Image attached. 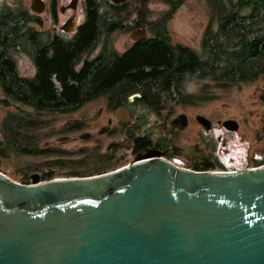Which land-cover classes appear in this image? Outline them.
<instances>
[{
  "label": "water",
  "instance_id": "water-1",
  "mask_svg": "<svg viewBox=\"0 0 264 264\" xmlns=\"http://www.w3.org/2000/svg\"><path fill=\"white\" fill-rule=\"evenodd\" d=\"M30 8L41 14L46 4ZM179 122L187 127L188 117ZM31 180L0 172V264H264V164L197 171L148 154L109 173Z\"/></svg>",
  "mask_w": 264,
  "mask_h": 264
},
{
  "label": "trees",
  "instance_id": "trees-1",
  "mask_svg": "<svg viewBox=\"0 0 264 264\" xmlns=\"http://www.w3.org/2000/svg\"><path fill=\"white\" fill-rule=\"evenodd\" d=\"M152 1L173 8H179L184 2L130 0L116 5L109 0H83L84 6L92 8V11L71 40H50L46 34H37L29 23L38 28L40 18H28L23 11L15 15L10 11L0 20V89L3 94L0 105L4 106L0 109L3 115L0 121V158L45 154L41 144L56 130L53 131L54 119L49 117L67 112L60 107L61 104L78 96L80 87L91 86L93 89L88 91L94 92L119 84L140 88L149 95L154 88L157 93L182 94L181 104L190 105L204 100L205 93H209L206 90L209 84L229 90L260 78L264 81V0H207L211 22L215 24L214 28L209 27L204 32L198 51L179 43L173 44L166 34L168 22L165 17L150 20L148 4ZM130 4L136 6L138 12L135 22L148 27L152 34L156 33L155 38L139 42L127 53L129 58L115 61L114 65L96 61L76 72L75 66L82 55L91 52L98 40L109 39L111 32L127 20L124 18L126 9L117 7ZM56 5L52 1V6ZM100 6L113 8L97 11ZM99 14L104 16L97 18ZM21 52L29 54L35 65L36 74L31 79L19 74L17 55ZM89 70L92 74H88ZM194 79L201 82L200 94H185ZM10 100L31 106L41 113L29 114L14 107ZM59 155L65 157L66 153ZM211 160L204 158L191 165L192 169L213 171L222 168ZM64 162L55 160L49 166L64 169L73 161ZM77 164L79 173L97 175L102 172L98 171L103 166L101 164L96 167L94 162L89 166ZM38 165L36 163L29 171ZM112 168L110 165L107 170ZM87 169L91 172L85 171ZM48 179L53 177L48 176Z\"/></svg>",
  "mask_w": 264,
  "mask_h": 264
},
{
  "label": "flooded vegetation",
  "instance_id": "flooded-vegetation-1",
  "mask_svg": "<svg viewBox=\"0 0 264 264\" xmlns=\"http://www.w3.org/2000/svg\"><path fill=\"white\" fill-rule=\"evenodd\" d=\"M70 5L62 7L57 5L46 6L44 12L49 17L47 19L48 23L41 19L38 28L33 23L35 32L48 35L50 40H71L78 33L80 26L88 20L89 11H92V8L83 6L78 11L79 6L72 8ZM112 8L100 6L96 10L102 12ZM117 9H126V7H117ZM170 10L172 9L170 8ZM68 12L72 15L59 27V16L65 17ZM103 16L99 14L97 18ZM124 18L127 19L126 16ZM76 19H80L78 24L75 23ZM70 29H73L71 34ZM143 30L146 31V37L133 38L140 35ZM166 30L168 31L167 36H170V30L168 28ZM119 33L130 36V41L124 42L121 48L117 45L116 35ZM155 34H152L148 27L140 26L136 22L131 24L125 20L111 32L109 39L103 40L102 38V40H98L96 47L91 52L82 55L79 63L75 66V71L80 72L86 64L90 65L96 61L99 63L104 61L108 62L109 65H114L115 61L129 58L127 53L134 46L141 41L155 38ZM27 56L32 61L33 66L32 77H29L31 79L36 74V68L31 56L29 54ZM89 72L88 74H92L91 70ZM78 89V96L71 100L67 99V102L60 106L62 109L68 110L63 114L70 113L71 118L62 124L61 128L56 129L44 145V148H48L58 155L66 153V155L71 156L70 159L73 162L66 168L69 169L71 176H91L90 173H79L77 163L82 166H89L95 161L93 158L97 157H99L97 163L103 165L98 170L102 171L99 174L106 173L104 171L110 165L113 168H122L148 154L157 159L170 162L178 158L190 162L191 159L188 156L189 146L184 143L185 138L180 136V133L186 127H182L180 122L175 123V120L180 116L186 115L189 125L190 118L188 114L176 111V109L187 111L189 105L181 104L180 101L177 103L167 101V97L164 95L166 93L161 95L154 92L155 95L153 96L140 88L123 87L119 84L103 87L94 90V92L88 91L93 89L91 86ZM169 98L172 99L173 96H169ZM152 118L154 122L151 126L150 120ZM218 123L222 124L220 121ZM223 128L227 130L225 127ZM218 141L222 144L223 151L226 150L227 146L232 147L233 144L232 141L224 140L220 136ZM68 145H71V148H67ZM37 163L39 165L28 174L27 178L23 180L24 182L31 183L32 175L39 177L41 181L58 178L55 177L56 167L49 166L47 161ZM85 171L91 172L88 169ZM48 176H52L53 179H48Z\"/></svg>",
  "mask_w": 264,
  "mask_h": 264
},
{
  "label": "rangeland",
  "instance_id": "rangeland-1",
  "mask_svg": "<svg viewBox=\"0 0 264 264\" xmlns=\"http://www.w3.org/2000/svg\"><path fill=\"white\" fill-rule=\"evenodd\" d=\"M46 6L52 5V1L56 2L58 7L69 6L72 0H43ZM32 0H0V20L8 16L10 11L13 15L18 12H25L27 17L37 16L48 23V15L46 12L35 14L31 11ZM126 2H130L127 0ZM125 2V3H126ZM150 20H159V17H165L168 22V29L170 30V37L173 43H179L183 46H188L193 50L200 49L203 35L209 27L214 28L211 22V16L208 8L207 0H184L179 8H173L162 2L152 1L149 4ZM78 11L83 7V0H79ZM136 6H126L127 21L131 24L138 19V12L135 10ZM170 8L172 10H170ZM172 11V12H171ZM72 14L59 16V27L67 21ZM80 19H76L75 23L78 24ZM29 26L34 27V24L29 23ZM48 27V26H47ZM37 28V27H36ZM43 30V28H42ZM70 29V34L73 32ZM117 45L123 47L124 42L130 41V36L127 34H117ZM19 74L22 77H32L33 66L30 58L21 52L17 55ZM201 82L194 79L188 86L185 94H200ZM206 90L204 100L197 101L190 104L187 111L183 109H176L179 113H186L190 118L189 125L182 130L180 136L185 138L184 143L189 146L190 162L178 158L172 161L178 167L192 169L191 165L201 161L204 158H211L215 163L221 165L218 170H242L248 167L260 166L264 163V81L262 78L250 84H243L236 86L229 90H222L217 88L214 84H209ZM151 95H155L156 90L151 91ZM162 95V92H160ZM167 101L177 103L182 101V94L174 93L173 98L170 99L168 93L164 94ZM184 96V95H183ZM0 99H3V94L0 89ZM187 105V104H186ZM4 106L0 105V109ZM197 115H203L212 122L210 130L205 129L195 119ZM3 115L0 114V121ZM71 118L70 113H60L49 117L54 119L53 131L61 128L60 126ZM233 119L239 123L238 131H227L223 128L222 124L218 122ZM154 119L150 120L151 126ZM224 140L232 141V147L227 146L226 150H222V144L218 141V137ZM201 139V140H200ZM45 141L42 142L41 147L46 151L43 155H28L23 158H16L10 156L9 158H0V172L18 183L24 182L25 175L30 174L32 167L37 162L48 163L59 161H68L71 157L66 155L64 157L56 154L48 148H44ZM229 145V144H228ZM67 148H71L68 145ZM94 165H98L97 158ZM211 160V161H212ZM131 161V159H129ZM64 162V163H65ZM100 162V161H98ZM69 164H66L64 169L57 168L56 177L60 179L73 178L74 175L69 174V169H66ZM78 165V164H77ZM34 168V167H33ZM120 167L108 169L104 172L109 173L115 171ZM194 170V169H193Z\"/></svg>",
  "mask_w": 264,
  "mask_h": 264
},
{
  "label": "built area",
  "instance_id": "built-area-1",
  "mask_svg": "<svg viewBox=\"0 0 264 264\" xmlns=\"http://www.w3.org/2000/svg\"><path fill=\"white\" fill-rule=\"evenodd\" d=\"M251 168H253V167H251ZM57 179H59V178H57ZM54 180H56V179H54Z\"/></svg>",
  "mask_w": 264,
  "mask_h": 264
}]
</instances>
